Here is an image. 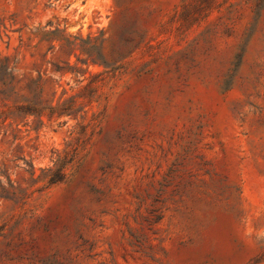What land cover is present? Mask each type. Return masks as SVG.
Instances as JSON below:
<instances>
[{
  "label": "rangeland",
  "instance_id": "obj_1",
  "mask_svg": "<svg viewBox=\"0 0 264 264\" xmlns=\"http://www.w3.org/2000/svg\"><path fill=\"white\" fill-rule=\"evenodd\" d=\"M210 3L0 0V58L44 75L49 101L87 83L68 65L106 70L37 29L102 36L112 71L45 191L31 165L52 167L78 121L0 124V264H264V0Z\"/></svg>",
  "mask_w": 264,
  "mask_h": 264
},
{
  "label": "trees",
  "instance_id": "obj_2",
  "mask_svg": "<svg viewBox=\"0 0 264 264\" xmlns=\"http://www.w3.org/2000/svg\"><path fill=\"white\" fill-rule=\"evenodd\" d=\"M213 4L215 0H210ZM38 39L39 43L51 42L60 44L61 49H71V55L80 50L81 55H85V60L77 61L85 66H99L106 71L92 74L88 70L84 71L76 65H68L66 69H61L62 75L77 74L80 84L87 82L74 94L69 95L64 90L61 96L52 101L46 99L44 75L39 74L33 77L32 74L22 73L18 62H11L10 58H0V124L16 130L21 123H32L39 129L45 125V121L54 122L63 117L73 118L78 121L75 136L65 145L62 151L53 150L51 156L52 167L40 169V174L31 165V176L34 185L44 184L37 188L35 192L45 191L50 187L63 181L68 171L77 163L81 151L88 142V133L97 120V114L93 113L94 104L102 106L104 93L102 89L110 78L111 67L107 66L104 57V39L102 36L87 40L81 37H71L63 31L45 32L37 29L31 34ZM23 44V41H22ZM87 75L89 77H87ZM27 126V125H26ZM15 127V128H14ZM8 133V130H5Z\"/></svg>",
  "mask_w": 264,
  "mask_h": 264
}]
</instances>
